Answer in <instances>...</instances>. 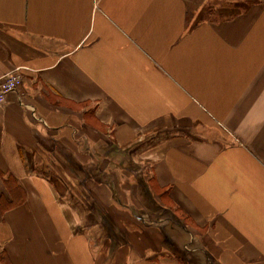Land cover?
Masks as SVG:
<instances>
[{"label": "crops", "instance_id": "crops-1", "mask_svg": "<svg viewBox=\"0 0 264 264\" xmlns=\"http://www.w3.org/2000/svg\"><path fill=\"white\" fill-rule=\"evenodd\" d=\"M12 71L0 264H264V0H0Z\"/></svg>", "mask_w": 264, "mask_h": 264}, {"label": "built area", "instance_id": "built-area-1", "mask_svg": "<svg viewBox=\"0 0 264 264\" xmlns=\"http://www.w3.org/2000/svg\"><path fill=\"white\" fill-rule=\"evenodd\" d=\"M22 84V76L17 71H12L0 79V105H2L7 96L16 91Z\"/></svg>", "mask_w": 264, "mask_h": 264}, {"label": "rangeland", "instance_id": "rangeland-1", "mask_svg": "<svg viewBox=\"0 0 264 264\" xmlns=\"http://www.w3.org/2000/svg\"><path fill=\"white\" fill-rule=\"evenodd\" d=\"M78 206H79V208L86 207V206H85L84 204H82V203H81V205H78ZM80 211H82V210H80ZM172 227L175 228V229H174L175 231H180L179 228H178L177 226H170L169 228H165V230H166L167 232H170V233H171V232H172ZM98 238H100V237H98Z\"/></svg>", "mask_w": 264, "mask_h": 264}, {"label": "bare ground", "instance_id": "bare-ground-1", "mask_svg": "<svg viewBox=\"0 0 264 264\" xmlns=\"http://www.w3.org/2000/svg\"><path fill=\"white\" fill-rule=\"evenodd\" d=\"M230 96H231V93H228L226 98H225V101H227L230 98Z\"/></svg>", "mask_w": 264, "mask_h": 264}]
</instances>
